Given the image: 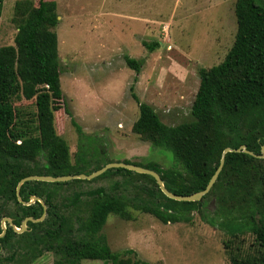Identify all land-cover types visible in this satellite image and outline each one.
<instances>
[{
	"label": "trees",
	"instance_id": "16d2710c",
	"mask_svg": "<svg viewBox=\"0 0 264 264\" xmlns=\"http://www.w3.org/2000/svg\"><path fill=\"white\" fill-rule=\"evenodd\" d=\"M3 1L0 0V15ZM233 12L234 41L219 64L199 68V86L188 121L167 125L151 105L140 102L132 93L138 104L132 131L153 146L170 150L181 170L161 169L154 164L143 167L156 171L165 188L178 195L205 188L225 147L245 145L254 154H261L264 0H235ZM12 21L17 29L14 44L0 46V220L9 217L19 227L25 217L40 218L43 208L38 201L29 205L20 203L16 197L17 183L29 175H68L74 169L68 145L54 126V111L64 103L54 31L58 22L56 3L18 0ZM154 45L158 44L149 49ZM124 60L137 73L143 63L129 57ZM31 99L35 110L15 102ZM62 108L71 117L70 111ZM75 127L81 134L80 127L77 124ZM39 156L45 160L43 167L39 166ZM113 171L146 180L154 187L146 189L145 200L140 203L98 189L86 206L79 199L82 193L78 192L70 204L63 203L65 207H62L55 196L70 181L24 182L20 187L22 200L29 201L33 195L42 198L46 215L42 221H28L22 233L15 232L7 223L6 232L0 237V250L7 256L0 255V260L28 264L51 251L56 255L53 264H80L82 260L150 264L133 249L122 252L110 249L102 232L107 217L116 214L130 219L127 210L130 205L162 223H189L193 211L205 219L204 211H212L208 200L213 199L216 206L213 212L221 214L222 219L216 222L211 218L209 223L227 232L223 247L230 264H264V157L227 152L216 181L198 201L170 199L160 191L152 176L123 168L108 169L99 177ZM72 214H78L76 228Z\"/></svg>",
	"mask_w": 264,
	"mask_h": 264
},
{
	"label": "rangeland",
	"instance_id": "374dc122",
	"mask_svg": "<svg viewBox=\"0 0 264 264\" xmlns=\"http://www.w3.org/2000/svg\"><path fill=\"white\" fill-rule=\"evenodd\" d=\"M16 1H3L0 46L14 44ZM54 1L64 96V103L54 111V126L68 145L73 174H91L107 163L124 161L181 170L170 150L155 147L132 131L138 117L132 93L151 105L165 124L188 121L199 86V68L219 64L234 41L235 0ZM154 43L158 45L149 49ZM125 57L142 60L138 73L126 65ZM33 101L15 102L35 110ZM38 163L46 165L42 156ZM99 176L69 180L55 200L65 207L75 193L81 192L79 199L86 206L94 191L103 189L140 203L145 200L146 189L154 187L151 182L115 171ZM208 206L212 211H204L205 219L193 211L189 223H162L129 205L131 218L110 214L102 232L112 251L133 249L150 264H230L223 247L227 232L209 223L211 218L218 222L222 216L213 212V199L208 200ZM77 216H71L75 228L79 226ZM0 255L7 256L4 252ZM55 259L56 255L47 251L28 264H53ZM0 264L20 263L0 260ZM80 264L110 262L82 260Z\"/></svg>",
	"mask_w": 264,
	"mask_h": 264
},
{
	"label": "water",
	"instance_id": "95a60500",
	"mask_svg": "<svg viewBox=\"0 0 264 264\" xmlns=\"http://www.w3.org/2000/svg\"><path fill=\"white\" fill-rule=\"evenodd\" d=\"M227 152H244L247 153L249 155H253L255 157H259V158H263L264 157V144L261 146V154L257 155L254 154L252 151L248 150L246 148L245 145H240L237 148H231V147H225L222 151L220 160H219V164L216 167L214 173L212 174V176L210 177L208 183L206 184L205 188L194 192L192 194L189 195H178L175 193L170 192L168 189L165 188L164 183L162 181V179L160 178L159 174L152 170V169H148L145 168L143 166L140 165H136L133 163H127V162H111V163H107L104 166L100 167L99 169H97L96 171H94L91 174H68V175H58V176H52V175H29V176H25L23 177L16 185V197L18 199V201L20 203H22L23 205H29L35 201H38L42 207H43V213L41 215L40 218L38 219H34L32 217H25L20 224V228H17L13 223L12 220L8 217H4L2 218L1 222H0V227H1V233H0V237H2L5 232H6V226L5 223H8L12 229L17 232V233H22L26 230V223L28 221L31 222H39L42 221L46 215V205L44 203V201L42 200V198L38 197V196H32L31 199L29 201H24L22 200L21 196H20V187L21 185L26 182V181H43V182H64V181H69L72 179H87L90 180L96 176L101 175L102 173H104L106 170L108 169H112V168H123V169H127L136 173H141V174H147L150 175L154 178L158 188L160 189V191L168 198L173 199V200H177V201H198L201 200L202 197L208 193V191L210 190V188L212 187V185L214 184V182L216 181L219 172L222 169L223 163H224V157L225 154Z\"/></svg>",
	"mask_w": 264,
	"mask_h": 264
},
{
	"label": "flooded vegetation",
	"instance_id": "af4514ba",
	"mask_svg": "<svg viewBox=\"0 0 264 264\" xmlns=\"http://www.w3.org/2000/svg\"><path fill=\"white\" fill-rule=\"evenodd\" d=\"M43 208V207H42ZM4 218V217H3ZM9 218V217H8ZM11 219V218H10ZM7 224V223H6ZM17 228H20V226L19 227H17Z\"/></svg>",
	"mask_w": 264,
	"mask_h": 264
}]
</instances>
